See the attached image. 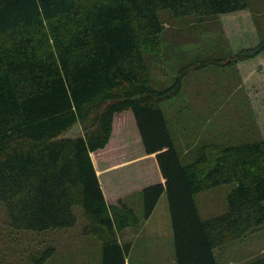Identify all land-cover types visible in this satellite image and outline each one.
<instances>
[{
    "label": "trees",
    "instance_id": "16d2710c",
    "mask_svg": "<svg viewBox=\"0 0 264 264\" xmlns=\"http://www.w3.org/2000/svg\"><path fill=\"white\" fill-rule=\"evenodd\" d=\"M247 7L246 0H0V203L10 226L69 228L79 206L82 234L101 242V264H126L131 243L117 234L141 218L120 198L108 203L102 187L111 197L136 184L144 219L166 194L176 264H217L215 248L264 224V138L201 142L184 163L160 103L179 93L184 68L196 64L158 89L142 52L159 50L160 10L201 18ZM262 50L260 42L230 57ZM119 122L130 124L127 137ZM75 124L80 132L67 135ZM134 138L138 157L128 155ZM231 182L227 211L202 220L195 195ZM244 264H264V256Z\"/></svg>",
    "mask_w": 264,
    "mask_h": 264
},
{
    "label": "rangeland",
    "instance_id": "374dc122",
    "mask_svg": "<svg viewBox=\"0 0 264 264\" xmlns=\"http://www.w3.org/2000/svg\"><path fill=\"white\" fill-rule=\"evenodd\" d=\"M246 2V9L212 17L191 14L176 18L169 9L160 10L159 50L143 48L152 84L158 89L172 85L181 67L200 66L184 68L179 93L160 103L184 163L194 158L201 142L215 145L232 139L245 143L264 138V50L234 63L230 57L264 43V0ZM123 125L127 137L130 124ZM79 132L80 126L75 124L67 135ZM137 140L127 141L131 157L142 154ZM234 186L231 182L197 193L200 218L225 213L226 196ZM131 187L139 188L137 184ZM130 201L141 222L118 237L120 242L131 243L126 264H176L166 194H161L147 219L142 217L141 192L134 191ZM73 211L77 221L69 228L14 229L0 203V264H101V242L82 234L86 223L82 209L75 206ZM49 248L52 253L41 259ZM214 254L217 264H244L264 256V224L215 248Z\"/></svg>",
    "mask_w": 264,
    "mask_h": 264
},
{
    "label": "crops",
    "instance_id": "0c3cea01",
    "mask_svg": "<svg viewBox=\"0 0 264 264\" xmlns=\"http://www.w3.org/2000/svg\"><path fill=\"white\" fill-rule=\"evenodd\" d=\"M101 184H103V183H101ZM103 188V191H104V195H105V198H106V201L108 202V203H114L115 202V200L117 199V198H120V199H122L126 204H128V205H130L131 207H132V201H130V196L134 193V191H140L141 192V188L139 187V188H136V189H133L132 187H129L128 189H126V190H124V191H122V192H120V194H117V195H114V196H111V197H109L108 196V194L109 193H112V191H110V192H107L106 190L108 189V188H106L105 186L104 187H102ZM110 188V187H109ZM110 190V189H109ZM150 217V216H149ZM148 217V218H149ZM122 232V231H121ZM121 232H119L118 234H117V236L118 237H120L119 235L121 234ZM121 239H119V241H120ZM123 241V240H122ZM126 242H129V241H126Z\"/></svg>",
    "mask_w": 264,
    "mask_h": 264
}]
</instances>
